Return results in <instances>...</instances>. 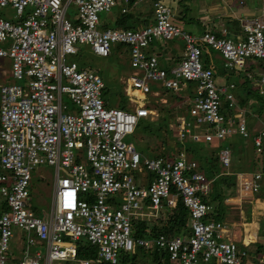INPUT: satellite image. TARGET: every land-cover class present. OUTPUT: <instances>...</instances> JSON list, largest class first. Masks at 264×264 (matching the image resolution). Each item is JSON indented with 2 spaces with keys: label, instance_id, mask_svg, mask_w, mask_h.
Masks as SVG:
<instances>
[{
  "label": "built area",
  "instance_id": "2783aa9c",
  "mask_svg": "<svg viewBox=\"0 0 264 264\" xmlns=\"http://www.w3.org/2000/svg\"><path fill=\"white\" fill-rule=\"evenodd\" d=\"M144 1L0 0V58L9 60L6 69L0 64V264H116L121 253L139 246L167 253L171 264H264V255L244 260L240 245L225 240L226 223L207 219L213 179L184 148L173 158L147 157L125 140L140 120L158 117L154 103L165 90L187 91L192 83V96L185 100L188 117L168 122L176 142L250 137L246 120L235 111V84L216 83L202 46L217 51L225 69L241 70L247 58L264 64V0L256 13L240 18L241 31L233 33L224 26L197 34L185 30L172 21L175 11L163 0L151 1L146 25L100 27L99 14L117 2L126 12ZM171 39L183 43L181 58L165 68L148 47ZM80 45L99 57L121 46L129 67L121 78L123 91L139 100L132 108L110 107L101 68L69 59L79 55ZM255 81L264 95V72ZM156 83L160 90H152ZM146 96H151L147 104ZM251 144L262 154L264 122ZM231 156L229 146L219 149L221 168L230 166ZM41 165L53 171L45 218L30 206L32 171ZM235 174L237 194L260 190L264 169ZM178 198L189 213V234L133 235L134 220L155 217L159 208L175 207ZM15 229L23 236L19 256L11 246ZM81 238L97 247L95 259L77 258L70 240Z\"/></svg>",
  "mask_w": 264,
  "mask_h": 264
},
{
  "label": "rangeland",
  "instance_id": "374dc122",
  "mask_svg": "<svg viewBox=\"0 0 264 264\" xmlns=\"http://www.w3.org/2000/svg\"><path fill=\"white\" fill-rule=\"evenodd\" d=\"M163 1L166 4L171 5L173 7L175 11V17L172 19V21L175 24L180 25L185 30H189L197 34L201 30L204 29V26L202 25V23L198 21V19L201 16L208 15L206 20L217 22L221 20L222 18L226 17L225 14L231 13V11H224L225 8H230V7L235 6L236 8L235 7L233 8L240 9L239 7L243 5L242 1H244V4L246 3V9L250 10V9H253L252 7H254V5H262L263 0H186L185 2L186 10H184V14L186 17L193 19V21H190V22L188 21V18H186V20H183L182 18L180 19L176 18V16H178L179 14V6L172 5L175 0H163ZM213 5L217 6L215 10L213 11L211 10V12H213L214 15L207 13L208 10L210 11V9H212ZM123 6L125 7V5L122 2L121 3L117 2V4L114 7H112L110 11L101 12L99 14L101 23L102 24L105 23V24H108L109 26H112L115 19L121 14L120 9ZM126 8L129 11V13L133 15V18H134L130 22V25L132 26V28H135V27L137 28L138 26L142 25L140 24V20L142 18L144 17L150 18L149 15L151 11V0L139 2V3H136V5L132 7H126ZM6 10L8 11V13H10V15L14 14L10 8H6ZM70 11L73 12V8H71ZM252 13L254 14L256 12H254L253 10ZM100 27L103 28L101 25ZM213 28L215 29V27ZM181 46H183V43L178 39H171V40H164V41L158 40L153 44L154 49L167 50V52L170 51L172 54L176 53L177 51L176 47H181ZM79 47H80L79 55H75V56L72 55L70 56L69 59H72L78 62L82 66H88L93 69H99L103 67V69L101 70V74H102V77L105 83L109 87L103 90V98L108 100L109 106L123 108V109L132 108L139 100L134 96H129L126 94L119 93L120 91L121 92L123 91L122 90L123 84L121 83V78L123 76L126 77L127 70L129 69L126 54L120 52L122 50L121 46L117 45L116 49H114L113 47L111 51V55L108 57H99V56L92 54L89 51L88 46L86 45H80ZM204 50L206 52V55H205L206 58H204V56H202V58L204 60H207V62L209 63V67H213L215 69L219 68L223 70L224 74L219 72L222 75V78L219 79L220 82H223L222 79L224 75L227 82H233L237 85V87L239 85L242 88L244 85L243 83L245 82V84L247 85L246 86L244 85V86L251 88L252 92L246 94V97L248 99V100H245L247 101L246 103L244 102L242 103L240 101V97L236 98L238 102V107L237 109H235V111H237V116L243 117V111L245 110L246 115L244 118L246 119L247 124L251 125V128L256 127L260 129L264 121V111L262 112V114L258 115L257 112L254 110V108L257 107L259 101L260 102L264 101V95L259 94L257 82L255 80H252L251 78L250 80L246 79L245 77L247 76H245L246 75L245 72H237L236 70H233V69L232 70L225 69L223 67V59L221 58V55L217 51H215L213 48H211L210 46H206ZM250 63L253 64V66L255 67H258V65L260 64V62L256 59L247 58L245 60L244 66L245 67L251 66ZM0 64H3L4 69H6L8 68L9 60L5 58H0ZM255 67H252V68H255ZM193 87H194V84L192 83L189 86H187L186 88L187 91L176 92L175 96L180 97V99H178L179 102H176L177 104L176 103L168 104L167 107H170V108L164 107V108H167V110H169L168 117L170 120L174 119L175 116L178 114L179 115L183 114L188 117V112L186 110L187 102L185 100L192 96ZM151 88L152 90H160V86H158L157 83L151 84ZM243 90L245 91V89ZM133 94H136L139 97H141V94L137 91H134ZM167 94L168 96L166 95V98L169 99V96L171 94L170 93H167ZM170 97L172 98V100L174 99L173 96H170ZM149 99H151V96H146V98L142 101L147 104ZM65 101L70 103L67 98H65ZM158 103L159 102L157 103L155 102L154 104H158ZM164 104H166V102H164ZM156 107L158 108L159 115L158 117H155L152 120V122H154L155 124L159 123L162 120L163 116H165L162 114L161 106H156ZM175 111H178V114L174 113ZM171 113H174L175 115H172L170 117ZM256 128H253V129H256ZM167 129H168V124H167ZM204 129L205 127H201V128H197L196 130L201 132ZM249 132H250V137L247 139L242 138L239 134L231 135V137L228 139L231 143L229 147L231 148L232 156H231L230 166L226 169L221 168L225 170V172H230L233 169V167L240 168L242 170L246 169V165L249 164V159H255V160L257 159L256 161L257 165L255 169H260L264 165V155L258 156L256 154V156H253V153L255 152L253 151L251 142H252V136L255 134V132H252L250 129H249ZM140 133L145 134V138L150 145V150L153 149L154 144L160 142L161 137L166 138L168 140V144H169V147H171V149L174 147H177L176 140L173 138L174 136L173 132L172 133L170 132L172 135L169 136L168 133H166L165 129L163 128L161 136L148 135L150 133V129L145 125V122L140 121L137 129L135 130V133L133 135L128 136L125 140L128 143H132L135 146L136 150L142 153L144 156L150 157L147 151V147H148L147 144L145 142H140L139 140L140 136H138L137 134H140ZM204 146H207V148H209L211 145L205 144ZM234 149L238 151V153H235ZM83 163L85 162L83 161ZM250 165L253 168V164H250ZM233 174L236 178L235 172ZM52 177H53L52 168L45 166V165L38 166L32 171V180H31V186H30V191H31L30 206L33 208V210L37 209L38 213L40 214L42 218H45L49 214V209H50L49 201H50V193H51L52 182H53ZM263 183H264V180L262 182V185ZM261 190L262 189H260L259 192L256 194L248 195L247 200H252L250 202L247 201V202L239 203L240 201L233 200L227 205V204H224L222 201L221 209L225 211L224 213H226L227 211L230 212L229 215L226 214V217H234L237 220L238 224L239 222H244L243 227L245 228H252L251 226L253 225L254 226L259 225L260 230L258 234L259 236H264V199L262 196L259 195L260 193H262ZM237 204L238 205L242 204L241 206H239V207H242L241 210L236 209V207H238ZM226 208L227 210H225ZM149 212H153V211L149 210ZM150 219L154 220L155 217H150ZM245 228H244V231L242 232V235L244 236L246 232H248V231H245ZM14 232H15V235L11 242V246H13L15 250L18 252L20 248L19 243L23 240V236L18 229H15ZM225 236H226L225 240H228V241L232 240L233 238L232 228H230V230L225 234ZM255 236H256V232H254L249 237L251 240H253L255 239ZM263 251H264V248H263ZM141 257H143L142 254H139L137 256V261H140V259H142ZM148 262H151V260L148 259ZM71 263L72 262H69V263L53 262L52 264H71ZM130 263H131V260L127 262L126 264H130ZM150 264H157V263H150Z\"/></svg>",
  "mask_w": 264,
  "mask_h": 264
},
{
  "label": "trees",
  "instance_id": "16d2710c",
  "mask_svg": "<svg viewBox=\"0 0 264 264\" xmlns=\"http://www.w3.org/2000/svg\"><path fill=\"white\" fill-rule=\"evenodd\" d=\"M151 1H153V0H151ZM174 2H175V5L179 6V14H178V16H176V18H178V19L182 18L183 20H186V18H188L184 14V10H186V3H185L186 0H175ZM242 2H243L242 4L244 5V1H242ZM245 5H246V3H245ZM120 13L121 14L115 19L112 26H109L108 24H105V23H103V24L100 23V25L104 28L105 27H123V28L132 27L130 25V22L134 19L133 15L131 13H129V11H126V12L120 11ZM150 13H151V11H150ZM149 16H150V18H152V14ZM150 18L145 17L143 19V24H145V25L148 24L151 20ZM196 19H198V18H196ZM188 21L189 22L193 21V19L188 18ZM198 21H199V19H198ZM226 25L228 28L227 30H229L230 32L233 31L232 25H235L234 32L241 31L238 20H228ZM209 30H211V29H209ZM216 31H217V29H216ZM204 48H205V46L204 47L202 46V56H204V58H206L205 57L206 52H205ZM203 62H204L205 66H209V63L207 62V60L203 59ZM260 64L262 65V63H260ZM212 69L214 70L215 78L218 76L219 72L224 74L222 69H218L219 71H217V69L215 70V68H213V67H212ZM245 78L250 80V77H248V76ZM243 84L245 86L247 85V84H245V82ZM244 85L242 87V92H245L247 94L251 93L252 92L251 88L245 87ZM106 88H109L107 84H106L105 89ZM243 89H245V91ZM119 93L125 94L124 91H122V92L120 91ZM167 93H170L171 94L170 96H173L175 100L173 99L174 100L173 101L172 98L169 96V99L167 98L166 104L161 103V102L158 103L159 105L155 104V106H161L162 114L165 115V116H163L162 120L157 124H155L154 122H152L150 120H145V119L140 120L141 122H145V125L150 129V133L148 135L161 136L163 128L165 129V132L168 133L169 136L172 135L167 129V124L170 120L168 117L169 110H167V108H170V107H167V105L168 104H175L176 102H179L178 99H180V97L175 96L176 92H173L170 90H165V95L168 96ZM242 102H244V101H242ZM107 104L109 105L108 100H107ZM237 104H238V102H237ZM252 105H254V104H252ZM164 107H167V108H164ZM224 107H227L226 103H224ZM254 110L257 112L258 115L262 114V112L264 111V101H262V102L259 101L257 107H255ZM164 111H166V112H164ZM174 113L178 114V111H175ZM174 113H171L170 117L172 115H175ZM238 119H236V120H238ZM137 135L140 136V138H139L140 142H145L147 144V146H148L147 151L151 157H166V158L170 157V158H173V156H176L178 154V152L182 148H184L186 150V152L189 154V156L198 162V169L201 172H203L207 176L208 179H213L212 180V190L208 195V198L210 199V202L212 205V209H211L209 215L207 216V219L209 218V219L219 220V221L223 220L224 211H223V209H221V203L224 200V198H226L228 196L232 197L236 193V178L233 174L234 172H237L240 170L241 171L259 170V169H255L256 165H257V162H256L257 159L256 160L255 159H249V164H247L246 169H243V170L240 168H235V167H233V169L229 173L225 172V170H222L220 163H219V159H218V151L223 146H230L231 145V143L228 139L223 140V141L213 140L212 142L209 143L211 145L209 148H207V146H204L205 145L204 142H197L196 143V142H193V141L188 139L183 143L176 142L177 147H174L171 149V147H169L168 140L166 138L161 137L160 142L154 144L153 149L150 150V145L145 138V134L140 133ZM253 151L255 152L254 148H253ZM234 152L238 153V151H236V150ZM256 154H257L256 152L253 153V156H256ZM257 155L258 156L264 155V150H263L262 154H257ZM250 164H253V168L251 167ZM260 169H264V165ZM260 189H262L261 190L262 193H260L259 195L264 198V183ZM258 192H256V193H258ZM34 211L37 215L40 216L37 209H34ZM160 234H165V235H187V234H189V213H188L187 208L183 205L180 198H178L176 206L173 208H169L167 206H163L162 208H159L156 211V216H155L154 220L145 218L143 220L137 219V220L133 221V235L135 237H140V238H144V239H152V238L157 237ZM71 241H73L77 246V258H79V259H84V258L95 259L96 258L95 256H96L97 247L94 245H91L89 242L86 241V239L81 238V239L76 240V241L70 240V242ZM255 244L257 245V247H258L257 249H259V250L264 248V244L262 245L259 242H255ZM239 249L241 251H245V256L243 257L244 260H246L247 258L251 259V260H253V259L255 260V257L252 255V251L249 249V245L248 246L242 245L239 247ZM139 254H142V256L144 258L141 257L142 259H140V261H137V256ZM148 259L151 260V262H148ZM130 260H131L130 264H148V263L149 264L150 263L171 264L169 262V257H168L167 253H165L163 251H159L155 248L146 249V248L140 247V246L136 247L134 252L121 253L119 255V260L116 264H126ZM64 262H66V263L72 262L71 264H76L74 261H64ZM97 264H112V263H110L108 261H102V262H99Z\"/></svg>",
  "mask_w": 264,
  "mask_h": 264
},
{
  "label": "crops",
  "instance_id": "0c3cea01",
  "mask_svg": "<svg viewBox=\"0 0 264 264\" xmlns=\"http://www.w3.org/2000/svg\"><path fill=\"white\" fill-rule=\"evenodd\" d=\"M229 3V2H228ZM173 6H176L175 4H173ZM262 5H254V7H252L253 9H250V10H248V9H246V5L244 4V5H242L241 7H239L240 9H235L236 7L235 6H233V7H235V8H233V7H230V6H228V7H230V8H225L224 9V11H231V13H229V14H225V16L226 17H224V18H222L221 20H219V21H217V22H213V21H209V20H206L207 19V17H208V15H206V16H201L200 18H199V22H201L202 23V25L204 26V29L203 30H209V29H214L213 27H215V30L217 29H219L220 27H226L227 28V25H226V23H227V21L228 20H238L239 21V25H240V18H242V17H247V16H250V15H252L253 13V10H254V12H257L259 9H260V7H261ZM216 7L217 6H215V5H213L212 6V9H210V7H209V9H210V11L208 10L207 11V13H209V14H212V15H214V13L213 12H211V10L213 11V10H215L216 9ZM233 11V12H232ZM145 18V17H144ZM144 18H142L141 20H140V24H143V19ZM151 20H152V18H150ZM205 19V20H204ZM150 20V21H151ZM205 21V22H204ZM218 23V24H217ZM139 27V26H138ZM132 28V27H131ZM136 28V27H135ZM232 28H233V31H231L232 33L234 32V30H235V25H232ZM228 29V28H227ZM203 30H201V31H203ZM200 31V32H201ZM156 42V41H155ZM154 42V43H155ZM154 43H152L149 47H148V50L149 51H154L156 54H157V56H158V59H159V62H160V65L161 66H163V67H165V68H169V67H172V66H174L175 64H177L179 61H180V58H181V51H182V46L181 47H176V49H177V51H176V53H174V54H172L170 51L169 52H167V50H163V49H154L153 48V44ZM159 44V43H158ZM114 49H116V46H114ZM250 65L251 66H248V67H243V69H241V70H236L237 72H245V74H246V76H248L247 74H249V76L248 77H250L252 80H255V78H257V76H259V74L260 73H262V72H264V64H262V65H258V67H255V66H253V64H251L250 63ZM252 67H255V68H252ZM103 69V67L101 68V70ZM219 69V68H218ZM217 69V71H219ZM216 70V69H215ZM218 73V72H217ZM238 74V73H237ZM251 74H252V77H251ZM256 75V76H255ZM121 77H122V75H121ZM217 78V79H216ZM215 78V80H216V83L218 84V85H223V84H226V83H228L227 82V80L225 79V76L223 75V82H220L219 81V79L220 78H222V75L220 74V73H218V76ZM123 79V78H122ZM235 84V83H234ZM236 89H237V91H236ZM123 90V89H122ZM234 93H235V97L236 98H239L240 97V101L242 102V101H244V103H246L247 101H245V100H248L247 99V97H246V94L247 93H245V92H242V88L238 85V87H237V85L235 84V91H234ZM260 94V93H259ZM160 99V100H159ZM158 100H159V102L160 101H162L161 103H164V102H166L167 101V98H166V95H165V92L164 93H162V95L160 96V97H158ZM184 103V102H183ZM243 103V102H242ZM185 105V104H184ZM246 111L244 110L243 111V118L245 117V115H246V113H245ZM245 119V118H244ZM246 120V119H245ZM264 122V121H263ZM248 125V127H249V129L252 131V132H255L258 128H256V127H253V128H256V129H253V128H251V125H249V124H247ZM253 147V146H252ZM236 195H234V196H232V197H226V198H224V200H223V203L224 204H227L228 205V203H230V202H232L233 200H237V201H240L239 203H242V202H247V201H249L250 202V200H247V198H248V195H246V194H244V195H239V194H237V193H235ZM239 199V200H238ZM230 200V201H229ZM238 205V204H237ZM242 204H240V205H238V207H236V209L237 210H241L242 209V207H239V206H241ZM225 210H227V208L225 209ZM225 212V211H224ZM226 214L227 215H229L230 214V212H226V213H224V216H223V220H224V222L226 223V228H227V230L229 231L230 230V228H232V234H233V238H232V240H234V241H236L240 246H242V245H245V246H248L249 245V249L252 251V255L255 257V258H259V257H262L263 255H264V251H263V248L261 249V250H259V249H257L258 247H257V245L255 244V242H259V243H261L262 245L264 244V236H259V234H258V232H259V225H257V226H251L252 228H245V227H243V224H244V222H239V224H238V222H237V220L234 218V217H226ZM228 219V220H227ZM239 221V220H238ZM229 226H231V227H229ZM244 228H245V231H248V232H246V234H245V236L244 235H242V232L244 231ZM254 232H256V236H255V239H253V240H251L250 239V235H252ZM15 248H13V250H14ZM14 253H16L17 254V256H19V253L17 252V251H15Z\"/></svg>",
  "mask_w": 264,
  "mask_h": 264
},
{
  "label": "bare ground",
  "instance_id": "6f19581e",
  "mask_svg": "<svg viewBox=\"0 0 264 264\" xmlns=\"http://www.w3.org/2000/svg\"><path fill=\"white\" fill-rule=\"evenodd\" d=\"M264 199V198H263ZM250 201H252V200H250Z\"/></svg>",
  "mask_w": 264,
  "mask_h": 264
}]
</instances>
